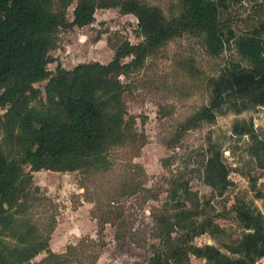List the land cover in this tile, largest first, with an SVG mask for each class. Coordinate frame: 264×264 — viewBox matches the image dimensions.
<instances>
[{
    "label": "rangeland",
    "instance_id": "rangeland-1",
    "mask_svg": "<svg viewBox=\"0 0 264 264\" xmlns=\"http://www.w3.org/2000/svg\"><path fill=\"white\" fill-rule=\"evenodd\" d=\"M142 1L159 5L168 18L183 6L180 0ZM225 1L226 18L222 20L227 38L218 55L207 53L201 35L184 31L120 74L126 85L123 99L130 136L108 151L107 168L31 171L28 206L21 216L37 232L48 235L50 250L65 255L43 264H149L160 241L157 214L161 211L176 220L177 233L189 237V264H226L225 256L264 264V254L249 250L250 261L239 243L244 231L259 223L264 226V153L258 142L264 139V106L250 103L239 112H219L213 121H203L173 141L179 123L208 102L209 77L232 63L249 66L236 50L234 39L264 20V0ZM76 3L72 0L67 6L68 19L73 18ZM94 15L91 23L59 28L57 44L49 50L52 61L46 67L50 71L57 65L72 68L79 62H107L114 54L113 46L142 39L134 14L108 7L96 8ZM131 58L125 56L122 61ZM46 80L33 85L43 90ZM6 108L0 105V113ZM250 118L255 137L229 133L235 119ZM4 133L0 126V145L7 149ZM216 141L231 181L222 193L203 181V164ZM24 167L29 169L30 164L24 163ZM173 187L177 188L176 198L185 203L182 208L170 206ZM205 220H211L207 230L192 235ZM209 244L224 257L194 253L196 247ZM47 254L46 249L41 250L32 260Z\"/></svg>",
    "mask_w": 264,
    "mask_h": 264
},
{
    "label": "trees",
    "instance_id": "trees-1",
    "mask_svg": "<svg viewBox=\"0 0 264 264\" xmlns=\"http://www.w3.org/2000/svg\"><path fill=\"white\" fill-rule=\"evenodd\" d=\"M71 1L0 0V105H7L0 113L3 143L7 147L0 145V264H43L65 256L50 250L48 235L37 232L21 216L28 206L31 171L107 168L108 151L130 136L123 99L126 85L120 74L138 66L147 53L184 31L201 35L210 55H218L227 38L226 22L223 23V10L228 5L225 0H180L181 11L169 18L159 5L142 0H77L73 18L68 19L66 9ZM228 1L236 4L242 0ZM108 7L134 14L137 34L142 39L113 46L114 54L107 62H79L72 68L57 65L55 71H50L46 67L52 61L49 50L57 44L59 28L91 23L96 8ZM234 45L249 66L232 63L209 77L208 102L179 123L174 142L184 131L203 121H213L219 112H239L250 103L264 104V20L251 31L236 35ZM129 55L131 60L123 62L122 58ZM43 79H47L43 90L33 85ZM229 133L256 135L251 118L235 119ZM226 137L223 133L224 140ZM258 142L264 153V139ZM213 145V152L203 164V181L222 193L231 181L221 145L217 141ZM24 163H29L30 168L25 169ZM130 175L126 177L131 178ZM176 193L177 188L173 187L170 206L182 208L185 203L176 198ZM210 225L211 220H205L192 235L205 232ZM157 227L160 241L149 264H189V237L177 233L176 220L170 213L157 214ZM239 243L250 261L249 250L264 254L263 224L244 231ZM44 249L48 251L46 256L32 260ZM194 253L224 257L212 244L196 247ZM224 259L226 264L248 263L244 257Z\"/></svg>",
    "mask_w": 264,
    "mask_h": 264
},
{
    "label": "crops",
    "instance_id": "crops-1",
    "mask_svg": "<svg viewBox=\"0 0 264 264\" xmlns=\"http://www.w3.org/2000/svg\"><path fill=\"white\" fill-rule=\"evenodd\" d=\"M257 105H259V106H264V104H257ZM253 125H254V123H253ZM246 231H248V230H246Z\"/></svg>",
    "mask_w": 264,
    "mask_h": 264
}]
</instances>
